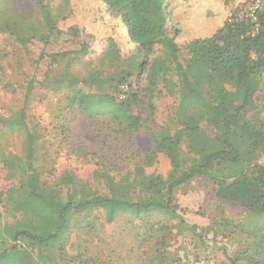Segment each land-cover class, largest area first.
Here are the masks:
<instances>
[{"label":"rangeland","instance_id":"374dc122","mask_svg":"<svg viewBox=\"0 0 264 264\" xmlns=\"http://www.w3.org/2000/svg\"><path fill=\"white\" fill-rule=\"evenodd\" d=\"M245 1L165 0V37L173 39L181 63L189 58L187 42L211 35L235 10L238 16L248 13L249 1L243 5ZM71 2L72 15L58 21L63 31H53L45 43L37 38L20 43L8 29H0V213L4 222L13 223L20 217L11 210L5 193L25 183L29 173L25 131L34 135L31 164L48 187H61L58 179L68 175L78 190L104 193L97 169L116 179L130 175L141 163L147 173L164 176L169 170L167 159L153 153L162 126L173 132L179 129V84L166 43L154 45L148 55L126 59L137 48L125 36L119 19L98 0ZM48 4L54 15L68 13L64 0H49ZM1 10L35 23L41 18L34 0H0ZM71 26L78 27L76 36L68 31ZM110 42L119 53L107 49ZM66 76H74L77 90L84 93L126 100L139 129L129 131L110 118L82 112L71 101ZM255 101L259 111L255 123L264 128V83ZM21 111L23 125L18 126ZM200 127L212 136L204 122ZM182 148L186 154L188 148ZM148 156L152 157L146 162ZM252 163L264 166V156H256ZM214 193V184L200 176L173 191L168 210L152 209L138 217L118 213L112 222L106 221L103 210L73 215L62 239L64 252L41 248L46 258L43 263L264 262V215L253 217L236 203L220 201Z\"/></svg>","mask_w":264,"mask_h":264},{"label":"trees","instance_id":"16d2710c","mask_svg":"<svg viewBox=\"0 0 264 264\" xmlns=\"http://www.w3.org/2000/svg\"><path fill=\"white\" fill-rule=\"evenodd\" d=\"M48 1L34 0L41 11L38 23L1 10L0 29H8L20 43L33 38L45 43L50 33L63 31L58 21L72 15V0H64L67 14L59 11L55 15ZM98 1L119 19L125 36L137 48L126 59L148 55L154 45L166 43L179 84V129L173 132L169 126H162L153 153L167 159L169 170L164 176L155 175L147 173L141 163L130 175L116 179L97 169L95 174L104 183V193L80 191L68 175L58 179L61 187H48L31 164L34 135L25 131L29 173L25 183L5 193L11 210L20 217L8 223L0 213V264H44L46 258L40 251L43 247L64 252L62 239L71 228L73 215L103 210L106 221L112 222L118 213L138 217L152 209L168 210L173 191L200 176L214 184L215 197L220 201L236 203L256 218L264 215V166L252 163L256 156H264V128L255 123L259 116L255 94L264 83V0L254 21L245 13L238 16L239 10H235L211 35L187 42L184 46L189 58L184 64L176 56L173 39L165 37V0ZM68 31L76 36L78 27L71 26ZM111 48L119 53L114 42L108 44L107 49ZM65 81L73 93L71 101L88 116L110 118L129 131L139 129L137 117L126 108V100L77 90L74 76H66ZM22 117L23 111L16 125H23ZM202 122L212 129V136L200 127ZM184 145L188 148L186 154ZM151 157H146V162Z\"/></svg>","mask_w":264,"mask_h":264},{"label":"built area","instance_id":"2783aa9c","mask_svg":"<svg viewBox=\"0 0 264 264\" xmlns=\"http://www.w3.org/2000/svg\"><path fill=\"white\" fill-rule=\"evenodd\" d=\"M249 5L248 7V13L245 12V16L251 18L253 21L255 20V12L259 10L262 6V0H248ZM257 25L255 26L254 31L256 30ZM262 191L264 192V178L262 181Z\"/></svg>","mask_w":264,"mask_h":264}]
</instances>
